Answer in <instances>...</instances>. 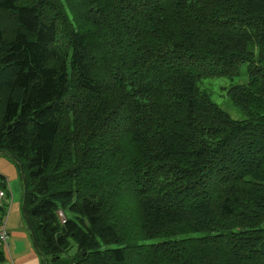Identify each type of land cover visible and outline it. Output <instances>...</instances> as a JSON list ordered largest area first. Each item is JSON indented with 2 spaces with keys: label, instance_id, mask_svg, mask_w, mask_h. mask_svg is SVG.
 I'll use <instances>...</instances> for the list:
<instances>
[{
  "label": "trees",
  "instance_id": "1",
  "mask_svg": "<svg viewBox=\"0 0 264 264\" xmlns=\"http://www.w3.org/2000/svg\"><path fill=\"white\" fill-rule=\"evenodd\" d=\"M0 154L44 264H264V0H0Z\"/></svg>",
  "mask_w": 264,
  "mask_h": 264
},
{
  "label": "rangeland",
  "instance_id": "2",
  "mask_svg": "<svg viewBox=\"0 0 264 264\" xmlns=\"http://www.w3.org/2000/svg\"><path fill=\"white\" fill-rule=\"evenodd\" d=\"M240 72L241 73L236 75L234 78H230L226 76H218V77H212V78H205L201 82H199L200 87L204 89L205 91H207L208 93H210L213 100L216 101L225 111H227L234 119H237V120L244 119L246 115L239 106L235 105L231 101L230 97L228 96V88L234 84L245 83L247 81L248 73H247L246 64H243L241 66ZM0 160H9L10 162H12L18 174L17 182L16 183L13 182L10 188L0 187V190L1 189L4 190L9 195V198H11V207L10 208L6 207L1 217L2 220L0 219L1 221L0 229H1L2 222H6V219L8 222L9 215H11L14 212L18 211V214L22 217V220H24L25 223H26V219L23 213L24 178H23V173L21 171V167L19 163L11 156L0 154ZM10 169L14 172V168L10 166ZM7 212L9 213V215L7 214ZM7 215H8V218H7ZM6 230H7V226H6ZM8 241H7L8 243L7 246L3 243H0L1 245H3V248L6 250L7 256H9L8 246L10 243V239H8ZM76 251H77V247L75 244H73L69 248V250L66 251L64 258L68 261L76 253Z\"/></svg>",
  "mask_w": 264,
  "mask_h": 264
},
{
  "label": "crops",
  "instance_id": "3",
  "mask_svg": "<svg viewBox=\"0 0 264 264\" xmlns=\"http://www.w3.org/2000/svg\"><path fill=\"white\" fill-rule=\"evenodd\" d=\"M10 166L14 168V172L10 169ZM17 180V170L12 162L9 160H0V187H3L6 181L12 186V183H16ZM1 217L2 214L0 213V219ZM6 226L9 232L8 239H10L8 246L9 256H7L6 264L45 263L39 253L35 250V244L28 231L27 222L25 223V221L22 220L18 211L9 215L8 222L6 221Z\"/></svg>",
  "mask_w": 264,
  "mask_h": 264
},
{
  "label": "built area",
  "instance_id": "4",
  "mask_svg": "<svg viewBox=\"0 0 264 264\" xmlns=\"http://www.w3.org/2000/svg\"><path fill=\"white\" fill-rule=\"evenodd\" d=\"M5 187L10 188V183L6 181ZM1 205L7 206L9 208L11 207V198H9V195L2 189L0 190V206ZM8 212H7V214L9 215ZM59 214L62 217V220L65 221L64 213L61 211V212H59ZM8 215H7V217H8ZM6 221H7V219H6ZM7 241H8V232L6 230V222H2L1 229H0V243H3L7 246L8 245Z\"/></svg>",
  "mask_w": 264,
  "mask_h": 264
}]
</instances>
